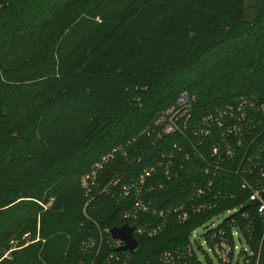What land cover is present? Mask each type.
<instances>
[{
  "label": "trees",
  "instance_id": "trees-1",
  "mask_svg": "<svg viewBox=\"0 0 264 264\" xmlns=\"http://www.w3.org/2000/svg\"><path fill=\"white\" fill-rule=\"evenodd\" d=\"M252 8L248 14L245 0H0V258L18 232L35 234L38 218L49 224L40 230L43 243L15 250L0 264H163V253L185 250L195 229L247 204L238 177L221 173L209 190L233 196L215 209L183 224L156 216L161 231L136 236V251L104 243L97 255V226L122 227L127 205L96 193L85 208L80 178L118 146L142 159L116 154L98 175L100 188L151 165L176 137L146 145L139 134L183 92L195 97L193 119L242 98L264 103V0ZM45 42L48 59L24 73L45 54L39 49ZM197 179L207 177L180 172L143 202L165 212L191 197ZM246 213L247 220L241 212L235 219L253 264H264V227L256 208Z\"/></svg>",
  "mask_w": 264,
  "mask_h": 264
},
{
  "label": "built area",
  "instance_id": "built-area-1",
  "mask_svg": "<svg viewBox=\"0 0 264 264\" xmlns=\"http://www.w3.org/2000/svg\"><path fill=\"white\" fill-rule=\"evenodd\" d=\"M194 101V96L186 92L181 93L172 106L159 113L151 125L140 132L139 136L147 139L146 145H155L164 137L172 135H175L176 140L172 144L164 143L167 150L160 152L154 162L144 167L140 173L124 174L127 178L126 182H123V177L118 175L100 188L97 179L99 173L114 160L116 154H121L127 160L131 158L132 162H139L142 154L135 151V156L130 157L125 147L118 146L102 155L93 165L92 170L80 178V187L88 198L84 207L86 208L95 199L96 193L109 194L127 205L121 213V218L126 222L124 225L133 228V238L135 240L136 236L152 238L162 228V224L153 221L156 216H173L177 223L183 224L191 216L209 212L215 209L221 200L232 197L233 195L228 191L227 197H223L222 190H215V194L209 190L217 182L218 175L224 173L235 176L236 179L238 177L241 191L248 194L246 205L252 201H259L257 205L247 209L256 208L264 227V201L260 197V193L264 192V119L262 118L264 103L242 98L234 105L216 110L214 114L193 119ZM255 130L259 133L253 134L250 138L251 132ZM136 140L134 138L132 141ZM188 171H195L196 175L207 177V180L197 179L192 185L191 197L185 202L170 207L165 212L158 211L143 202L144 195L162 188L166 181L176 179L180 172ZM227 181L226 184L234 189L235 184L231 180ZM246 205L212 217L205 223L207 226L204 227L200 237L194 240L192 234L195 230L192 232L191 244L185 250L182 252L177 250L174 254L163 253L161 258L163 264H253L255 255L250 250L248 238L242 233L234 216L241 212V218L247 220L249 217L246 213L247 209L243 210ZM142 215L147 218H143ZM228 220L230 225L227 231L222 228V224ZM97 228L100 236L97 255L104 243L108 248L117 251L124 245L122 241L112 238L111 229L105 228L102 231L98 226ZM244 228L249 232L250 223L244 224ZM93 242L91 240L92 246ZM202 244L206 245L208 251L213 254L216 263L203 250ZM20 248L18 242L14 241L0 261L11 259L10 253ZM201 254L204 255L203 261L200 259ZM192 258L194 261L190 260Z\"/></svg>",
  "mask_w": 264,
  "mask_h": 264
},
{
  "label": "rangeland",
  "instance_id": "rangeland-1",
  "mask_svg": "<svg viewBox=\"0 0 264 264\" xmlns=\"http://www.w3.org/2000/svg\"><path fill=\"white\" fill-rule=\"evenodd\" d=\"M259 1L260 0H245V6H246V12L249 14L250 12H251V10L253 9L252 7H254L256 4H258L259 3ZM252 8V9H251ZM251 14H252V12H251ZM43 48H44V50H45V54L44 55H41V56H39V57H36V60H35V62L30 66V67H28L25 71H24V73H26V74H28V75H30V73H32V72H35L37 69H38V67H37V62L39 61V59H48V53H49V50H50V46L47 44V42H45L39 49L40 50H43ZM46 54H47V56H46ZM196 64L197 63H195V64H193V65H191L189 68H187L186 69V71L185 72H183V74L184 73H188V72H190V71H192V70H194V68H195V66H196ZM18 126V124H16L15 126H13V127H17ZM14 136H17V143L19 142L18 140H19V137H18V134H15ZM28 140V139H27ZM26 140V141H27ZM26 141H24V144H23V146L25 147V148H29V147H31L32 145H27L26 144ZM205 226H207L206 224L205 225H203L202 227H198L197 229H195V231L193 232V234H192V237H193V239L195 240V239H197L198 237H200V235L203 233V230H204V227ZM45 228V229H47L48 231H49V224H48V222H41V219L40 218H38V220H37V222H36V230H35V234H33V233H31V232H24V233H20V232H18L11 240H10V242H9V249L7 250V252L10 250V248H11V246H12V243L14 242V241H17L18 242V246L19 247H29V246H31V245H33V244H35V243H38V242H44V240L42 239V237H41V235H40V230H41V228ZM58 234V233H57ZM55 235V234H51L50 233V235L49 236H51V237H53V236H58L59 234H60V232H59V234L58 235ZM201 242H202V240H201ZM238 245H240L239 243H238ZM202 246H203V250L207 253V255L213 260V262L214 263H216V259H215V257L213 256V254L211 253V252H209L208 251V249H207V247H206V245H204V244H202ZM20 248V249H21ZM203 254H201L200 255V259H201V261H203Z\"/></svg>",
  "mask_w": 264,
  "mask_h": 264
},
{
  "label": "water",
  "instance_id": "water-1",
  "mask_svg": "<svg viewBox=\"0 0 264 264\" xmlns=\"http://www.w3.org/2000/svg\"><path fill=\"white\" fill-rule=\"evenodd\" d=\"M261 199L264 201V192L260 193ZM259 201H252L250 204L246 205L243 207V210L257 205ZM111 236L114 239H118L124 243V245L119 249L120 251H129V252H134L137 249V242L133 238V228L124 225L120 228H112L111 231Z\"/></svg>",
  "mask_w": 264,
  "mask_h": 264
}]
</instances>
